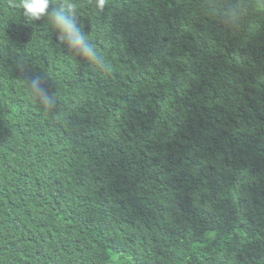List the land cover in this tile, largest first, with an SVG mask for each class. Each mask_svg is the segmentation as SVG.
Listing matches in <instances>:
<instances>
[{
  "label": "trees",
  "instance_id": "obj_1",
  "mask_svg": "<svg viewBox=\"0 0 264 264\" xmlns=\"http://www.w3.org/2000/svg\"><path fill=\"white\" fill-rule=\"evenodd\" d=\"M75 3L109 72L0 0V264H264V0Z\"/></svg>",
  "mask_w": 264,
  "mask_h": 264
},
{
  "label": "clouds",
  "instance_id": "obj_2",
  "mask_svg": "<svg viewBox=\"0 0 264 264\" xmlns=\"http://www.w3.org/2000/svg\"><path fill=\"white\" fill-rule=\"evenodd\" d=\"M98 11H103L107 0H93ZM12 7L22 11L24 17L30 21L47 18L55 30L56 40L66 46L73 54L84 58L97 66L101 71L109 72L110 67L104 63L91 37L78 24L77 4L75 0H59L52 4L51 0H10ZM32 98L50 108L53 99L48 89L37 77L29 83Z\"/></svg>",
  "mask_w": 264,
  "mask_h": 264
}]
</instances>
